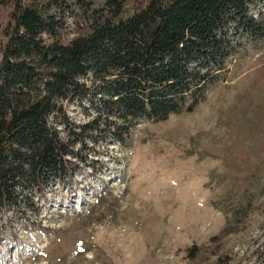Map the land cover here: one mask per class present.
<instances>
[{
	"label": "rangeland",
	"instance_id": "1",
	"mask_svg": "<svg viewBox=\"0 0 264 264\" xmlns=\"http://www.w3.org/2000/svg\"><path fill=\"white\" fill-rule=\"evenodd\" d=\"M65 107V139L96 116ZM90 135L72 180L0 214V264H264V40H241L193 112L139 120L125 143Z\"/></svg>",
	"mask_w": 264,
	"mask_h": 264
},
{
	"label": "trees",
	"instance_id": "2",
	"mask_svg": "<svg viewBox=\"0 0 264 264\" xmlns=\"http://www.w3.org/2000/svg\"><path fill=\"white\" fill-rule=\"evenodd\" d=\"M263 2L0 0V214L35 212L37 194L72 180L90 133L125 143L139 120L193 112L241 40H264ZM83 99L96 116L65 139V103Z\"/></svg>",
	"mask_w": 264,
	"mask_h": 264
}]
</instances>
